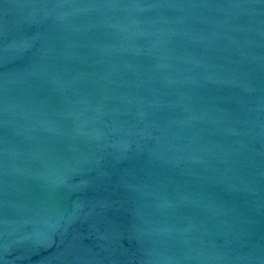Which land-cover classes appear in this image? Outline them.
<instances>
[{"label": "water", "instance_id": "1", "mask_svg": "<svg viewBox=\"0 0 264 264\" xmlns=\"http://www.w3.org/2000/svg\"><path fill=\"white\" fill-rule=\"evenodd\" d=\"M0 264H264V0H0Z\"/></svg>", "mask_w": 264, "mask_h": 264}]
</instances>
